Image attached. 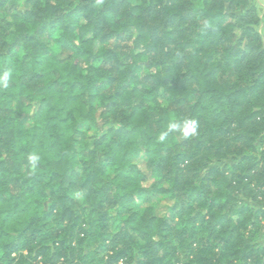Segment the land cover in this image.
<instances>
[{
	"label": "trees",
	"instance_id": "1",
	"mask_svg": "<svg viewBox=\"0 0 264 264\" xmlns=\"http://www.w3.org/2000/svg\"><path fill=\"white\" fill-rule=\"evenodd\" d=\"M257 4L0 0V264H264Z\"/></svg>",
	"mask_w": 264,
	"mask_h": 264
},
{
	"label": "clouds",
	"instance_id": "2",
	"mask_svg": "<svg viewBox=\"0 0 264 264\" xmlns=\"http://www.w3.org/2000/svg\"><path fill=\"white\" fill-rule=\"evenodd\" d=\"M10 79L11 74L9 72L0 74V87L8 88ZM169 133H176L185 140L197 137L199 135L198 122L195 119L190 118H185L180 123L170 121L167 125V130L159 134L158 140L164 142ZM39 160L40 157L37 154H30L28 157V161L33 167L36 166Z\"/></svg>",
	"mask_w": 264,
	"mask_h": 264
},
{
	"label": "rangeland",
	"instance_id": "3",
	"mask_svg": "<svg viewBox=\"0 0 264 264\" xmlns=\"http://www.w3.org/2000/svg\"><path fill=\"white\" fill-rule=\"evenodd\" d=\"M137 161H139L140 164L145 167L143 154H140L137 157ZM155 202L157 203L156 211L159 215L165 214L168 210L169 205L171 204V201L168 199H155Z\"/></svg>",
	"mask_w": 264,
	"mask_h": 264
},
{
	"label": "crops",
	"instance_id": "4",
	"mask_svg": "<svg viewBox=\"0 0 264 264\" xmlns=\"http://www.w3.org/2000/svg\"><path fill=\"white\" fill-rule=\"evenodd\" d=\"M257 9L259 15L262 17V24L260 26V31L264 36V0H258Z\"/></svg>",
	"mask_w": 264,
	"mask_h": 264
}]
</instances>
